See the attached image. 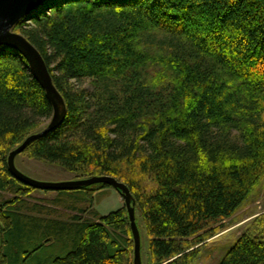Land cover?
Instances as JSON below:
<instances>
[{
    "label": "trees",
    "instance_id": "1",
    "mask_svg": "<svg viewBox=\"0 0 264 264\" xmlns=\"http://www.w3.org/2000/svg\"><path fill=\"white\" fill-rule=\"evenodd\" d=\"M14 30L67 109L20 154L125 182L149 264H194L264 179V0H47ZM53 113L27 59L0 44V264H134L127 207H95L111 185L35 198L53 190L11 171ZM218 264H264V213Z\"/></svg>",
    "mask_w": 264,
    "mask_h": 264
},
{
    "label": "water",
    "instance_id": "2",
    "mask_svg": "<svg viewBox=\"0 0 264 264\" xmlns=\"http://www.w3.org/2000/svg\"><path fill=\"white\" fill-rule=\"evenodd\" d=\"M47 0H0V44H6L18 50L28 62L33 75L38 79L46 90L52 102L54 113L47 126L29 135L22 144L13 149L8 158V163L13 174L21 181L39 189L64 190L76 189L81 186L94 183H107L116 188L124 197L125 206L129 212L134 247V264H144L142 257L141 231L137 222L136 200L129 186L112 175H99L87 178H74L59 181H42L35 179L19 169L16 164V157L22 153L27 145L34 139L46 134L59 126L66 116V104L60 91L57 89L51 71L40 50L23 33L14 30L15 25L24 17L36 11Z\"/></svg>",
    "mask_w": 264,
    "mask_h": 264
},
{
    "label": "rangeland",
    "instance_id": "3",
    "mask_svg": "<svg viewBox=\"0 0 264 264\" xmlns=\"http://www.w3.org/2000/svg\"><path fill=\"white\" fill-rule=\"evenodd\" d=\"M16 164L21 171L38 180L59 181L74 179V174L61 165L31 158L25 154H19L16 157ZM34 193L35 198H50L55 195V191L37 190ZM123 206H125L124 197L113 186L106 187L98 192L95 207L102 214H107ZM262 213H264V179L255 187L242 207L226 220L225 227L216 236L206 241L194 264H218L237 242L239 236ZM137 221L141 231L143 262L144 264H149L150 236L145 218L139 208L137 210Z\"/></svg>",
    "mask_w": 264,
    "mask_h": 264
}]
</instances>
